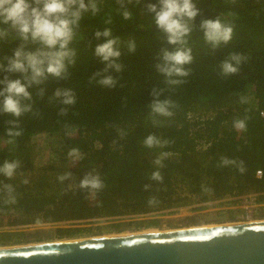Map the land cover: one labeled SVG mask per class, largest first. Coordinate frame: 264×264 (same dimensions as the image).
<instances>
[{"label": "trees", "instance_id": "16d2710c", "mask_svg": "<svg viewBox=\"0 0 264 264\" xmlns=\"http://www.w3.org/2000/svg\"><path fill=\"white\" fill-rule=\"evenodd\" d=\"M116 7L114 0L112 3L106 0L99 16L82 21V39L71 45L77 50V62L70 69L69 79L50 78L43 85V97L32 90L34 112L40 115L29 113L21 117L23 135L6 149H0V162L21 161L18 172L22 175L5 181L16 186L18 203L0 208V214L15 213L8 223L10 226L83 220L91 207L107 218L142 215L190 205L194 201L264 191V118L260 115L264 110V0H237L235 5L225 0H199L200 13L189 37L193 62L186 67L190 75L184 78L186 83L173 87L163 83L154 65L160 62L162 49L172 51L175 46L160 37L150 15L133 9V19L124 21L116 13ZM230 13L235 14L232 40L212 49L203 40L200 21L215 19L218 15L232 19ZM109 18L113 35L120 41V63L124 66L121 73H112L118 78L117 86L112 89L90 81V77L104 67L93 55L96 45L104 42L102 38H95L94 31L102 30L104 21ZM129 39L137 44L135 53L127 52ZM18 43L12 39L0 43V57L10 56ZM234 52L244 54L247 61L240 65L238 73L225 77L219 64ZM3 75L0 73V78ZM153 86L164 89L161 98H169L177 104L172 117H155L158 125L153 124L147 107L153 100ZM57 88H71L76 93V104L69 107L64 116L58 115L61 105L49 99ZM241 97L247 102L240 103ZM188 113L193 116L189 118ZM202 115L207 117L200 119ZM245 117L246 130L235 129L234 120ZM9 119L7 114L0 115V139L6 141ZM73 129L77 130L73 144L83 154V159L69 168L70 148L64 142ZM149 134L167 139L170 144L163 149H148L142 141ZM33 135L57 137L58 161L50 160L36 167L28 142ZM200 143L207 146L197 148ZM159 151L172 153L160 169L164 177L161 183L148 179L153 170L152 160ZM221 157L242 160L245 171L241 173L233 166H221ZM257 169L261 170L260 177L255 175ZM93 170L106 184L97 194L100 206L85 191L75 187V181ZM48 171L53 172L54 177ZM65 171L74 177L71 188L67 181L57 182V175ZM24 177L29 179L27 185L21 183ZM145 184L151 185L147 191ZM203 188L211 191L205 192ZM150 195L158 196L160 203L148 206L146 200ZM155 222L135 221V226L148 227ZM121 225L116 223L113 227L119 229ZM83 230L59 226L44 232L61 238ZM10 236V232L1 231L0 244L11 241Z\"/></svg>", "mask_w": 264, "mask_h": 264}, {"label": "clouds", "instance_id": "9594fccd", "mask_svg": "<svg viewBox=\"0 0 264 264\" xmlns=\"http://www.w3.org/2000/svg\"><path fill=\"white\" fill-rule=\"evenodd\" d=\"M113 0H111V3ZM106 0H0V43L6 39L18 41L10 56L0 57V115L7 114L11 119L6 121L5 135L7 143L14 144L16 138L23 135L21 117L34 112L33 89L38 97H43V85L51 79L68 80L70 69L77 62V50L71 45L82 39V21L87 18L99 16L105 6ZM117 5L116 13L124 20L133 19V9H139L144 15H150L160 37L169 45H174V50H161L160 62L154 65L156 72L163 77V83L169 87L186 83L184 78L190 75L187 65L193 62L192 48L189 46V37L194 30V20L199 15V0H114ZM225 3L235 5L237 0H225ZM131 6V7H129ZM232 19H223L218 15L215 19H202L199 30L204 42L212 49L221 44L229 43L234 35L235 14H229ZM102 30H95L96 39L104 42L97 44L93 55L99 58L104 65L103 69L93 74L90 81L112 89L117 86L118 78L112 73H121L123 64L119 38L113 35L111 18L104 21ZM128 53H135L137 44L134 39L126 43ZM247 61V57L239 52L229 56L219 64L220 72L227 77L239 72L240 65ZM15 78H9L10 76ZM164 89H151L152 102L147 106L154 125H158L155 117H172L173 109L177 104L169 98H161ZM50 100H56L61 105L58 115L67 114L69 107L77 102L76 93L71 88H57ZM246 98L241 97L240 103H246ZM246 120L236 119L233 122L235 129L246 130ZM121 135H124L121 132ZM143 146L148 149H163L170 144L167 139H161L155 134L143 138ZM67 155L73 163L83 159V154L76 147L70 148ZM168 151H159L152 160L153 170L148 176L150 181L163 182L160 171L164 167V160L171 156ZM220 165L233 166L239 172L245 171L244 162L235 158H220ZM21 168L18 159H5L0 162V208L15 206L18 203L19 193L12 181ZM73 175L69 171L58 174L56 179L60 184L68 182V187L73 186ZM22 184L27 185L29 179L24 177ZM75 187L85 191L89 198L100 206L97 194L106 187L104 179L96 171L86 173L75 181ZM151 187L145 184L147 191ZM205 192L211 189L203 188ZM148 206L160 203L158 196L147 197Z\"/></svg>", "mask_w": 264, "mask_h": 264}, {"label": "water", "instance_id": "95a60500", "mask_svg": "<svg viewBox=\"0 0 264 264\" xmlns=\"http://www.w3.org/2000/svg\"><path fill=\"white\" fill-rule=\"evenodd\" d=\"M0 264H264V219L0 246Z\"/></svg>", "mask_w": 264, "mask_h": 264}, {"label": "rangeland", "instance_id": "374dc122", "mask_svg": "<svg viewBox=\"0 0 264 264\" xmlns=\"http://www.w3.org/2000/svg\"><path fill=\"white\" fill-rule=\"evenodd\" d=\"M67 134L68 138L65 140L64 144L69 148H73V139L76 137L77 130H70ZM57 140L58 139L56 136L47 135H33L28 138V142L32 147V155L35 160L34 164L37 168H39L41 165L48 164L50 160H52L53 162L58 161L56 155V151L59 149ZM8 146L9 144L6 142V140L0 139L1 150L6 149ZM76 163H73L72 159L68 156L67 167L74 168L76 166ZM49 174L52 175L51 177H54L53 172L50 171ZM134 192L136 193V190H134ZM226 204V198L221 197L210 199L206 202L194 201L190 205L180 206L167 210H154L148 214L109 218L103 217L102 215H100L97 208L91 207L88 210L87 217L83 220L41 222L18 226L8 225L9 221L15 216V213L5 212L3 214H0V232H10L11 241H5L3 244H0V246H13L68 239H81L117 235L122 233L129 234L141 231L143 232L145 230L165 231L171 229L200 227L218 223L237 222L244 220L237 208L232 209L229 206H226ZM228 211H232V214H230ZM148 220H155L156 222L149 225L148 227L144 225L139 227L135 226V221H143L145 223ZM116 223H122L119 229L113 227V225ZM59 226L79 227L83 228L84 230L83 232H80L78 234L72 236H64L61 238L55 237L52 234L48 235L44 232V230H52L55 227ZM38 236H41V238H35Z\"/></svg>", "mask_w": 264, "mask_h": 264}, {"label": "built area", "instance_id": "2783aa9c", "mask_svg": "<svg viewBox=\"0 0 264 264\" xmlns=\"http://www.w3.org/2000/svg\"><path fill=\"white\" fill-rule=\"evenodd\" d=\"M208 114L211 115V113ZM260 115L264 118V110L260 111ZM192 116H193L192 113H188L189 118H191ZM204 117H207V115L201 117L200 119H203ZM205 146H207V144L200 143L197 145V148L200 147L205 148ZM255 175L257 177H260L261 170L257 169L255 171ZM259 194H261V192L250 191L243 194L226 195L224 197L226 198V203L229 202L231 205L235 206L237 210L241 213V217L244 218L243 221H247V220H253L251 216V208L253 207L252 205L256 204L257 197Z\"/></svg>", "mask_w": 264, "mask_h": 264}, {"label": "flooded vegetation", "instance_id": "af4514ba", "mask_svg": "<svg viewBox=\"0 0 264 264\" xmlns=\"http://www.w3.org/2000/svg\"><path fill=\"white\" fill-rule=\"evenodd\" d=\"M228 203L229 202H227L226 206H229L232 209L236 208L235 206H233L231 204H228ZM252 206H253L251 208V216H252V219H264V191L261 192V194L258 195L256 204H254ZM228 212L230 214H232V211H228Z\"/></svg>", "mask_w": 264, "mask_h": 264}, {"label": "bare ground", "instance_id": "6f19581e", "mask_svg": "<svg viewBox=\"0 0 264 264\" xmlns=\"http://www.w3.org/2000/svg\"><path fill=\"white\" fill-rule=\"evenodd\" d=\"M201 227V226H200ZM152 232H159L158 230H145V231H141V232H137V233H129V234H141V233H152ZM117 235H126V234H124V233H122V234H117ZM108 236H112V235H108ZM113 236H116V235H113ZM100 237V236H99ZM101 237H103V236H101ZM90 238H96V237H90ZM81 239H84V238H81ZM60 241H67V240H60ZM57 242V241H56Z\"/></svg>", "mask_w": 264, "mask_h": 264}]
</instances>
